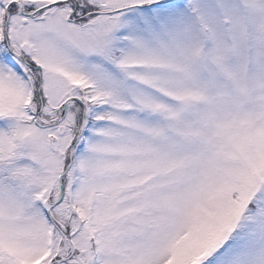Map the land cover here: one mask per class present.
<instances>
[{
	"label": "snow or ice",
	"instance_id": "1",
	"mask_svg": "<svg viewBox=\"0 0 264 264\" xmlns=\"http://www.w3.org/2000/svg\"><path fill=\"white\" fill-rule=\"evenodd\" d=\"M0 264H264V0H0Z\"/></svg>",
	"mask_w": 264,
	"mask_h": 264
}]
</instances>
